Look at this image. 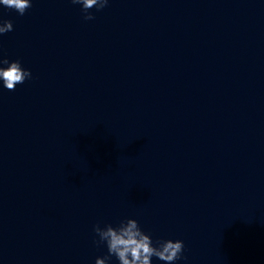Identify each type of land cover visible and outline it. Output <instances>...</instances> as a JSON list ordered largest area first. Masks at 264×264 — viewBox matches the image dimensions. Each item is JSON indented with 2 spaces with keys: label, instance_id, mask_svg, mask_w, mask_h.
Returning a JSON list of instances; mask_svg holds the SVG:
<instances>
[{
  "label": "water",
  "instance_id": "water-1",
  "mask_svg": "<svg viewBox=\"0 0 264 264\" xmlns=\"http://www.w3.org/2000/svg\"><path fill=\"white\" fill-rule=\"evenodd\" d=\"M90 11L0 7L32 74L0 88V264H95L128 218L176 264H264V0Z\"/></svg>",
  "mask_w": 264,
  "mask_h": 264
},
{
  "label": "clouds",
  "instance_id": "clouds-1",
  "mask_svg": "<svg viewBox=\"0 0 264 264\" xmlns=\"http://www.w3.org/2000/svg\"><path fill=\"white\" fill-rule=\"evenodd\" d=\"M71 3L80 6L85 20H92L94 16L90 10L98 12L104 9L109 0H71ZM0 7L23 16L32 7V0H0ZM12 30L11 21L0 20V36ZM31 78L30 70L23 68L19 60L10 61L7 57H0V88L14 91L17 85ZM93 232V243L104 245L107 249V255L98 257L95 264H111L113 258L118 264H153V258L163 264L186 260L182 240H153L151 234L142 230L135 219L121 220L116 226L107 223L101 227L98 223L93 226Z\"/></svg>",
  "mask_w": 264,
  "mask_h": 264
}]
</instances>
